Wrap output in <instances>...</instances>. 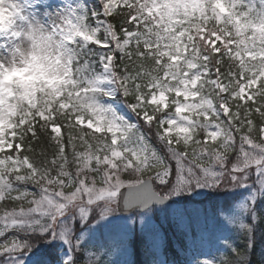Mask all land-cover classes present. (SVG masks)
<instances>
[{
	"label": "snow or ice",
	"instance_id": "1",
	"mask_svg": "<svg viewBox=\"0 0 264 264\" xmlns=\"http://www.w3.org/2000/svg\"><path fill=\"white\" fill-rule=\"evenodd\" d=\"M0 10V264H264V0Z\"/></svg>",
	"mask_w": 264,
	"mask_h": 264
},
{
	"label": "rangeland",
	"instance_id": "2",
	"mask_svg": "<svg viewBox=\"0 0 264 264\" xmlns=\"http://www.w3.org/2000/svg\"><path fill=\"white\" fill-rule=\"evenodd\" d=\"M51 2L57 7H62L66 3V0H51ZM85 3H87L89 7H92L94 6L95 0H85ZM220 198H226V194L222 191L221 192H216V191L205 192L204 190H199L198 192L191 193L189 196H184L185 202H190V201L199 200V199L204 200V199H220ZM177 199L183 201V197H178ZM238 207L241 209L246 208L245 202L241 201L238 204ZM154 217L155 215L153 216V220H154ZM137 228H139V225H137ZM134 252H135V255L133 256V259L136 261V264H140L138 262L139 261L138 258L140 257V254L136 251Z\"/></svg>",
	"mask_w": 264,
	"mask_h": 264
},
{
	"label": "trees",
	"instance_id": "3",
	"mask_svg": "<svg viewBox=\"0 0 264 264\" xmlns=\"http://www.w3.org/2000/svg\"><path fill=\"white\" fill-rule=\"evenodd\" d=\"M215 200H217V199H204V200L199 199V200H194V201H190V202H185L184 197H183V202L185 204H198V205H203V206H207V205L210 204V202L215 201ZM154 220H155L156 223H161L162 222V218L159 216V214H156L155 215ZM169 236L171 237V240H172V246H170L166 250V255L169 258H174L176 256V253H175L176 238L175 237H172L170 233H169ZM134 251H136V252H138L140 254V257L138 258L139 259L138 262L140 264H143V260L145 258V252L142 249V247H141V245L139 243L138 238L136 240V244H135ZM258 258H259V250H257L256 256L254 257V260L255 259H258Z\"/></svg>",
	"mask_w": 264,
	"mask_h": 264
},
{
	"label": "clouds",
	"instance_id": "4",
	"mask_svg": "<svg viewBox=\"0 0 264 264\" xmlns=\"http://www.w3.org/2000/svg\"><path fill=\"white\" fill-rule=\"evenodd\" d=\"M7 17L4 15V12L0 10V24H3ZM17 76L21 75L20 73L15 74Z\"/></svg>",
	"mask_w": 264,
	"mask_h": 264
}]
</instances>
